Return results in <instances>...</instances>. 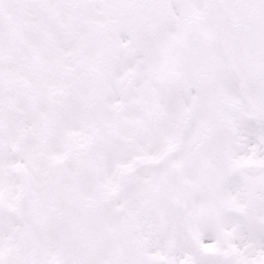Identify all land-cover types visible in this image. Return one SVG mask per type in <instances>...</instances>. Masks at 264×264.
Here are the masks:
<instances>
[{
  "label": "snow or ice",
  "instance_id": "1",
  "mask_svg": "<svg viewBox=\"0 0 264 264\" xmlns=\"http://www.w3.org/2000/svg\"><path fill=\"white\" fill-rule=\"evenodd\" d=\"M0 264H264V0H0Z\"/></svg>",
  "mask_w": 264,
  "mask_h": 264
}]
</instances>
